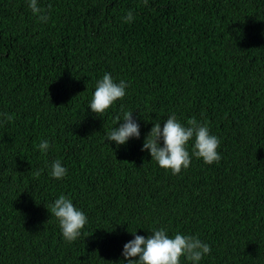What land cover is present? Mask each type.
<instances>
[{
	"label": "trees",
	"instance_id": "16d2710c",
	"mask_svg": "<svg viewBox=\"0 0 264 264\" xmlns=\"http://www.w3.org/2000/svg\"><path fill=\"white\" fill-rule=\"evenodd\" d=\"M38 6L46 23L26 0H0V113L13 116L0 122V264H127L132 233L160 228L207 243L197 264H264V0ZM105 73L128 87L98 117L88 105ZM128 111L139 138L107 142ZM173 114L208 126L219 163L193 157L172 175L141 150ZM56 160L67 169L60 180L50 176ZM60 195L87 217L71 243L50 214Z\"/></svg>",
	"mask_w": 264,
	"mask_h": 264
},
{
	"label": "clouds",
	"instance_id": "9594fccd",
	"mask_svg": "<svg viewBox=\"0 0 264 264\" xmlns=\"http://www.w3.org/2000/svg\"><path fill=\"white\" fill-rule=\"evenodd\" d=\"M28 7L40 22L46 23L49 19L45 10L38 6V0H26ZM144 5L148 0H143ZM134 19L133 12L129 10L123 17L125 23H131ZM128 84L124 80L114 82L111 74L105 73L96 82L94 93L88 108L96 116H102L116 101L122 100L126 95ZM131 111L124 112L123 117L116 115L113 125L123 121L119 127H112L106 133V141L115 142L117 146L123 145L130 137L139 138V125L133 120ZM3 120L0 122H11L13 116L8 113H0ZM187 127L177 121L173 114L163 123L153 124L144 140L142 151L148 150L151 160L172 175H177L182 169L190 166L191 159H201L204 164L212 165L219 163L221 156L217 149L220 147V139L209 133L206 124L199 123L194 117L187 121ZM161 141L163 146L161 147ZM193 141L191 153L188 150V142ZM41 152H47L50 144L47 140L37 146ZM43 170L34 175L39 177ZM67 174V169L56 160L50 165V176L60 180ZM50 214L55 217L62 238L71 243L81 235V230L87 223L86 215L78 210L72 200L65 195H60L49 206ZM49 211V209H48ZM134 239L123 246L122 256L127 264H181L184 257L192 264H197L211 251L210 246L201 241L196 235L175 234L174 238L167 235L164 228L156 229L147 238L132 233Z\"/></svg>",
	"mask_w": 264,
	"mask_h": 264
}]
</instances>
